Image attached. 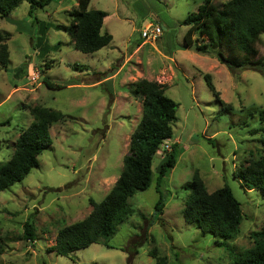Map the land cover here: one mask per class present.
<instances>
[{
	"label": "rangeland",
	"instance_id": "obj_1",
	"mask_svg": "<svg viewBox=\"0 0 264 264\" xmlns=\"http://www.w3.org/2000/svg\"><path fill=\"white\" fill-rule=\"evenodd\" d=\"M210 1L221 8L230 0ZM201 3L91 0V10L108 14L102 31L113 39L93 54L77 52L64 31L77 0H52L32 18L22 2L0 17V31L11 35L8 65L0 67V165L32 122L31 108L64 115V121L50 127L52 145L38 157V167L0 193V264H155L149 256L153 250L167 264H235L253 246V234L264 226V197L246 190L235 176L251 152L261 149V136L249 133L259 122L247 111L264 110V77L247 69L232 76L209 55L180 49L168 53L162 25L174 21L175 43L181 44L187 29L179 24ZM151 24L162 26V36L145 41L140 31ZM263 43L264 36L253 60L264 59ZM206 74L218 101L204 82ZM44 78L60 88H48ZM141 79L164 84L166 96L178 105L172 140L153 159L151 186L128 201L132 214L107 241L108 247L94 244L69 257L49 253L58 230L87 217L89 201L101 202L118 179L130 135L141 119V100L130 95V85ZM219 101L232 110L220 113ZM173 143L181 153L163 186L165 206L156 219V171ZM194 172L209 193L226 185L240 203L243 219L235 240L204 235L183 220L190 195L183 186ZM28 220L34 243L20 239Z\"/></svg>",
	"mask_w": 264,
	"mask_h": 264
},
{
	"label": "trees",
	"instance_id": "obj_2",
	"mask_svg": "<svg viewBox=\"0 0 264 264\" xmlns=\"http://www.w3.org/2000/svg\"><path fill=\"white\" fill-rule=\"evenodd\" d=\"M200 1L202 3L197 11L188 14L179 24L187 29L182 36L181 44L175 43L176 23L168 19L162 25L167 33L168 53L180 49L209 55L224 65L232 76H235L238 70L247 69L264 77V59L253 60L257 55L256 46L264 36V0H230L221 8L212 5L210 0ZM22 2L28 4V14L32 18L35 10L49 6L52 0H0V17L9 16ZM90 2L91 0H77L76 8L69 13L70 23L64 28L73 48L82 54L98 52L113 40L111 34L102 31L108 14L91 10ZM10 37L9 33L0 31L2 68L8 65L6 43ZM140 44L141 41H138L135 47ZM203 79L214 98L220 100L210 75H203ZM43 82L48 88H60L45 78ZM130 86V95L141 100V119L130 135L129 153L123 157L119 177L101 202L89 201L91 211L87 217L58 230L54 244L48 249L49 253L69 257L76 251L94 244L108 247L107 241L132 214L128 201L137 192L146 191L152 184L153 159L161 145L172 140V126L177 122L178 105L166 96L167 88L164 84L141 79ZM219 103L220 113L232 110L230 105H225L222 101ZM247 115L253 119L257 118L259 122L257 128H253L249 133L252 136H261L259 139L261 149H256L254 154L251 152V158L239 166L235 177L246 190L258 191L264 197V110L252 109L247 111ZM30 116L32 122L15 140L11 157L0 165V193L22 182L32 169L38 167V157L52 145L50 127L64 121V115L59 111L40 106L31 108ZM207 140L212 142L210 139ZM180 153V146L173 143L170 152L164 156L156 171L155 190L158 200L154 205L153 214L156 219L162 215L165 206L163 186ZM183 188L190 192L182 210L186 224L194 226L204 235L221 240H235L238 237L243 215L240 203L228 186L224 185L209 193L199 173L194 172L191 181ZM253 236V246L240 255L235 264H264V226ZM20 239L29 243L35 242L33 224L30 220L24 223ZM137 245L140 246V243ZM149 256L154 259L155 264H167L166 258L160 257L156 250L151 251Z\"/></svg>",
	"mask_w": 264,
	"mask_h": 264
},
{
	"label": "built area",
	"instance_id": "obj_3",
	"mask_svg": "<svg viewBox=\"0 0 264 264\" xmlns=\"http://www.w3.org/2000/svg\"><path fill=\"white\" fill-rule=\"evenodd\" d=\"M141 38L145 41H155L162 34V27L160 25H148L143 28L141 31ZM168 151V147H166Z\"/></svg>",
	"mask_w": 264,
	"mask_h": 264
},
{
	"label": "crops",
	"instance_id": "obj_4",
	"mask_svg": "<svg viewBox=\"0 0 264 264\" xmlns=\"http://www.w3.org/2000/svg\"><path fill=\"white\" fill-rule=\"evenodd\" d=\"M134 48H136V47H134ZM133 56H135V54H134V52H133V54H132Z\"/></svg>",
	"mask_w": 264,
	"mask_h": 264
}]
</instances>
